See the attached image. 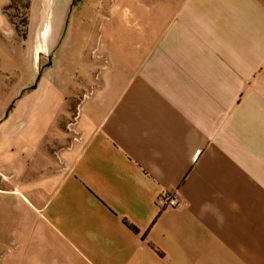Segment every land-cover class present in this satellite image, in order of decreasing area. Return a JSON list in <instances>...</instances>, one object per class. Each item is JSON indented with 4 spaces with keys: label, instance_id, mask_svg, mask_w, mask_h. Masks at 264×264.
Instances as JSON below:
<instances>
[{
    "label": "crops",
    "instance_id": "crops-1",
    "mask_svg": "<svg viewBox=\"0 0 264 264\" xmlns=\"http://www.w3.org/2000/svg\"><path fill=\"white\" fill-rule=\"evenodd\" d=\"M99 6L120 38L56 70L94 80L78 115L0 68L4 264H264V0Z\"/></svg>",
    "mask_w": 264,
    "mask_h": 264
},
{
    "label": "rangeland",
    "instance_id": "rangeland-1",
    "mask_svg": "<svg viewBox=\"0 0 264 264\" xmlns=\"http://www.w3.org/2000/svg\"><path fill=\"white\" fill-rule=\"evenodd\" d=\"M102 1L104 5L109 4L115 9L116 0ZM99 3L101 0H9L4 6V13L11 22L12 28L11 31H6L5 53L0 54V63H2L0 68L26 72L27 75L22 79L16 76L12 81L24 83L27 78L28 96L46 84L49 88L68 86L69 90H65L64 100L76 106L78 115V107L85 93L94 85V80L92 83L90 77L84 80L81 75L82 70H77L73 75V84L62 86L60 82L63 78L58 83L56 70L62 66L60 58L63 56L66 58L67 52L69 53L68 46L82 43L81 39L89 29L92 34L86 45L87 50L83 54L81 47L76 53L90 57L93 52L97 62L104 61L105 45L120 38L119 33L115 32L116 21L111 18L105 22L106 24L100 25L104 22L100 18L96 19L99 17ZM7 8L9 10H6ZM46 10L48 15L45 17ZM95 10L98 12L96 13ZM104 17L108 19L110 16ZM84 22L87 28L82 25ZM80 25L83 27H79V30ZM44 26L45 30L41 38L40 32ZM70 38L72 40L69 41ZM99 73L95 72L96 79ZM21 95L22 92L17 97L15 95L12 102L19 101ZM0 253H2L0 264H4V249H0Z\"/></svg>",
    "mask_w": 264,
    "mask_h": 264
},
{
    "label": "built area",
    "instance_id": "built-area-1",
    "mask_svg": "<svg viewBox=\"0 0 264 264\" xmlns=\"http://www.w3.org/2000/svg\"><path fill=\"white\" fill-rule=\"evenodd\" d=\"M163 205H167L169 207L175 208L180 205V201L177 197L173 195H165L162 200Z\"/></svg>",
    "mask_w": 264,
    "mask_h": 264
},
{
    "label": "bare ground",
    "instance_id": "bare-ground-1",
    "mask_svg": "<svg viewBox=\"0 0 264 264\" xmlns=\"http://www.w3.org/2000/svg\"><path fill=\"white\" fill-rule=\"evenodd\" d=\"M44 15H45V17L48 15V10H46L45 12H44ZM45 24V23H44ZM44 30H45V26L44 27H42V29H41V34H40V37L42 38V35H43V32H44Z\"/></svg>",
    "mask_w": 264,
    "mask_h": 264
},
{
    "label": "trees",
    "instance_id": "trees-1",
    "mask_svg": "<svg viewBox=\"0 0 264 264\" xmlns=\"http://www.w3.org/2000/svg\"><path fill=\"white\" fill-rule=\"evenodd\" d=\"M6 10H9V8H7ZM6 10H5V11H6Z\"/></svg>",
    "mask_w": 264,
    "mask_h": 264
}]
</instances>
